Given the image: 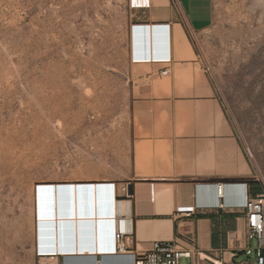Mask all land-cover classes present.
I'll return each mask as SVG.
<instances>
[{
    "label": "rangeland",
    "instance_id": "374dc122",
    "mask_svg": "<svg viewBox=\"0 0 264 264\" xmlns=\"http://www.w3.org/2000/svg\"><path fill=\"white\" fill-rule=\"evenodd\" d=\"M212 1L194 45L264 193V0ZM133 13L131 0H0V264H37L35 223L52 206L58 221L63 187L132 170ZM256 248L235 261L256 264Z\"/></svg>",
    "mask_w": 264,
    "mask_h": 264
},
{
    "label": "crops",
    "instance_id": "0c3cea01",
    "mask_svg": "<svg viewBox=\"0 0 264 264\" xmlns=\"http://www.w3.org/2000/svg\"><path fill=\"white\" fill-rule=\"evenodd\" d=\"M131 3V48L138 53L126 77L134 97L132 170L120 183L76 185V190H95L97 195L77 196L71 188V205L68 187H63L58 221L52 220V206L44 223H54L56 240L48 243L43 225V240L36 243L41 253L55 255L37 257L36 263L93 264L95 256L113 251V202L125 197L126 187L132 195V236L125 239L126 253L147 251L154 241H173L194 253V264L225 261L227 256L226 263L244 264L235 261L251 244L239 198L244 185L250 194L257 193L256 180L194 45L212 25L213 1ZM228 183L241 185L223 186L220 208L215 185ZM188 207H194L193 212L183 213ZM67 222L73 225L64 226ZM108 257L103 264H129L126 258Z\"/></svg>",
    "mask_w": 264,
    "mask_h": 264
},
{
    "label": "built area",
    "instance_id": "2783aa9c",
    "mask_svg": "<svg viewBox=\"0 0 264 264\" xmlns=\"http://www.w3.org/2000/svg\"><path fill=\"white\" fill-rule=\"evenodd\" d=\"M168 61V59H166ZM167 74V70L161 72L162 76ZM236 186L241 184L228 183V184H216L215 187L218 189L222 186ZM243 185V184H242ZM245 192L240 197L241 205L246 226V240L247 242L255 241L257 243L256 248V264H264V193L257 195H251L246 186ZM125 192L124 198H116L113 204V215H112V244L113 251L107 254H102L99 257H94L95 264H103V258L107 256L126 258L129 264H179L181 259L191 260V264H194V253L177 244L173 241H154L151 247L144 252L139 253H126L124 245L126 237L132 236L131 228V201L132 195L128 193L127 188H123ZM152 199V195L150 196ZM235 199V198H232ZM222 198H218V207L222 208ZM236 204V200L233 201ZM194 207L184 208L183 213L191 214ZM249 252V249L244 251ZM54 253L48 252H37V257L45 258L54 256ZM237 254L234 252L232 258H236ZM109 258V257H108ZM213 264H217L212 261ZM43 264V263H41ZM244 264H248L245 262Z\"/></svg>",
    "mask_w": 264,
    "mask_h": 264
},
{
    "label": "bare ground",
    "instance_id": "6f19581e",
    "mask_svg": "<svg viewBox=\"0 0 264 264\" xmlns=\"http://www.w3.org/2000/svg\"><path fill=\"white\" fill-rule=\"evenodd\" d=\"M152 43V42H151ZM141 47V46H140ZM208 130V129H207ZM217 133V132H216ZM220 133V132H219ZM65 185H70V184H65ZM76 185L77 184H74L73 185V191H77L76 190ZM56 190V192H58L57 191V188H56V185H53V187H52V191H51V193H53V191H55ZM60 191V190H59ZM244 192H245V190H244ZM49 193H50V191H49ZM41 194H42V192H38V196L40 197L41 196ZM60 194V193H59ZM160 196V195H159ZM224 196L225 195H223V186L222 187H220L219 189H216V197H218V198H222V199H224ZM62 197V195H60V197L59 198H61ZM113 204H115V202H113ZM58 207V206H57ZM54 212H55V210H54ZM34 215H35V213H34ZM55 216V215H54ZM48 218V217H47ZM42 221H40L39 222V226L37 227V225H36V223H35V227H34V229H35V234H37L38 233V236H39V238H38V240H43V237H42V226L44 225V219H41ZM36 222V221H35ZM56 222V221H55ZM76 226V225H75ZM76 230V229H75ZM243 234V233H242ZM56 236V235H55ZM58 238H59V236H58ZM240 238V237H239ZM55 240H56V237H55ZM128 244H129V246H130V244H131V239H128ZM108 257V256H107ZM213 261H215L217 264H221L219 261H216V260H213ZM93 264H95V261H94V259H93Z\"/></svg>",
    "mask_w": 264,
    "mask_h": 264
},
{
    "label": "water",
    "instance_id": "95a60500",
    "mask_svg": "<svg viewBox=\"0 0 264 264\" xmlns=\"http://www.w3.org/2000/svg\"><path fill=\"white\" fill-rule=\"evenodd\" d=\"M67 190H68L67 191L68 192V195L71 197L72 196V191H70L69 189H67ZM81 193H84V194L93 196L94 199L96 198V195H97V192L96 191H89V190H83V191L77 190L76 191L77 196L80 195ZM68 224L70 226L73 225L72 222H67V224L66 225L64 224V226H67ZM46 231H47V234H48V240H52V238L54 240L55 239L54 238L55 237V227H54V223L49 222L48 224H46Z\"/></svg>",
    "mask_w": 264,
    "mask_h": 264
},
{
    "label": "trees",
    "instance_id": "16d2710c",
    "mask_svg": "<svg viewBox=\"0 0 264 264\" xmlns=\"http://www.w3.org/2000/svg\"><path fill=\"white\" fill-rule=\"evenodd\" d=\"M260 193H261L260 190L257 188V193L254 194V195H257V194H260ZM251 195H253V194H251Z\"/></svg>",
    "mask_w": 264,
    "mask_h": 264
}]
</instances>
